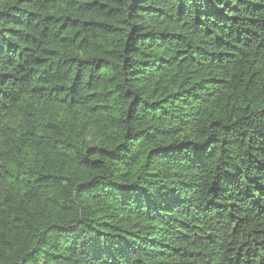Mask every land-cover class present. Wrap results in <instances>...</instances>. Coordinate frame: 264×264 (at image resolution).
<instances>
[{
	"label": "trees",
	"instance_id": "1",
	"mask_svg": "<svg viewBox=\"0 0 264 264\" xmlns=\"http://www.w3.org/2000/svg\"><path fill=\"white\" fill-rule=\"evenodd\" d=\"M0 264H264V0H0Z\"/></svg>",
	"mask_w": 264,
	"mask_h": 264
}]
</instances>
